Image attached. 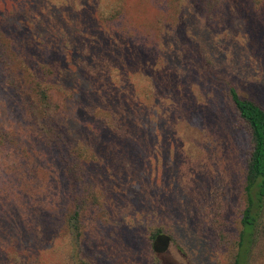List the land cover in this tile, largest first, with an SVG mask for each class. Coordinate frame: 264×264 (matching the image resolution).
Segmentation results:
<instances>
[{
    "label": "trees",
    "instance_id": "16d2710c",
    "mask_svg": "<svg viewBox=\"0 0 264 264\" xmlns=\"http://www.w3.org/2000/svg\"><path fill=\"white\" fill-rule=\"evenodd\" d=\"M69 1L75 3V0ZM104 1L88 0L84 6L94 7L106 32L122 34L119 40L111 35V50L121 49L128 57L126 62L137 60L139 64L142 57L152 56L157 50L160 69L150 76L158 78L159 85L154 84L157 97L162 90L168 93L164 99L167 105L162 108L165 112L159 113L160 116L171 117L169 113L174 111L190 123V119L200 115L204 126L211 108L221 112L227 109L231 127L235 125L244 132L239 227L235 232L221 229L229 258L219 264H252L257 257H264V77L248 68L242 60L245 56H241L245 54L244 43L249 41L246 36H254L259 28L264 29V0H155L164 4L165 13L157 18L156 27L148 26L150 29L140 34L135 23L128 20L131 13L128 0H118L113 6H104ZM117 20L126 26H118L114 23ZM13 22L17 24L14 32L9 30L11 23L7 19L0 23L2 96L21 112L35 137L49 147L61 171L65 192L71 198V209L63 218L61 232L66 235L69 246L55 247L65 257V264H112L91 247L92 232L86 227V215L95 214L94 217L109 226L114 223L113 216H127L123 212L136 211L149 199L150 185H143L140 176L156 146L150 135L155 134L157 123L148 110L154 107L135 99L130 77L121 68L113 67L112 58L107 59L109 55H93L91 48L95 42L83 31L90 28L89 23L77 28L82 36L81 43L77 44L75 39L66 38L64 31L60 32L63 35L60 38H48L39 28V31L27 29L21 19ZM236 24L244 30L249 28L250 32L245 37L232 33ZM172 36L173 39L168 38ZM61 45L64 51L80 45L86 52L84 57L92 54V63L81 61L84 76L93 82L87 93L96 97L86 120L69 118L67 109L73 99L70 88L76 90V86L64 87L62 81L75 83L78 73L63 68L60 60H55L53 51ZM113 69H121L118 82L109 72ZM142 73L147 75L145 69ZM207 127L210 126L207 124ZM14 134L17 136L0 122V151L13 144ZM17 149H22L20 140H15L11 152L22 156L23 149L20 153ZM24 167L25 171L12 165V176L8 172L0 175V207L3 208L0 209V252L7 259L13 253L16 264H31L29 257L16 251L15 244L22 243V239L18 235L21 230L17 231L20 224L13 218L11 206L18 201L24 204L31 180L38 179L29 157ZM176 196L174 206L182 200L179 190ZM31 206L35 208L31 211L35 232L42 236L39 203ZM146 207L149 208V203L144 206L145 210ZM211 214L213 219L219 218L222 226L233 221L225 218L221 207L217 214ZM127 218L117 220L122 221L118 228L122 237L140 227L137 223L136 227L132 225L135 221L129 222ZM167 218V222L151 219L143 228V241L153 264H164L163 254L170 250L171 243L186 258L176 242L173 220L171 216Z\"/></svg>",
    "mask_w": 264,
    "mask_h": 264
},
{
    "label": "rangeland",
    "instance_id": "374dc122",
    "mask_svg": "<svg viewBox=\"0 0 264 264\" xmlns=\"http://www.w3.org/2000/svg\"><path fill=\"white\" fill-rule=\"evenodd\" d=\"M87 1L75 0L74 3L69 0H0V23L7 19L11 23L9 30L14 32L17 24L13 21L21 19L29 30L40 29L48 38L50 36L60 38L63 36L60 32L64 31L65 37L75 39L77 44L82 41V36H79L81 30L77 28L89 23L90 28H83V31L95 42L91 48L93 55H109L107 59L112 58L110 60L113 67L121 68L130 77L135 99L139 103L154 107L148 110L157 123L155 134L150 135L156 146L151 152L150 162L146 164L145 171H142L140 176L143 185H150L149 199L144 204L145 206L149 203V208L146 207L145 210L144 206L139 205L138 209L135 208L137 212L135 210L123 212L127 216L121 214L119 216L116 213L117 216H113L114 223L109 226L101 218L94 217L95 214L86 215L88 221L86 227L92 232L91 247L108 263L153 264L143 241V228L151 219L167 222L169 220L167 217L171 216L172 227L176 229V242L183 248L186 258L180 253L177 245L171 243L170 250L163 254L164 264H219L227 261L229 254L220 232L222 228L235 232L238 230L236 227H239L238 194L243 150L246 144L244 132L235 125L231 127L232 121L227 109H222L221 112L211 108V114L207 119L209 128H205L207 124L203 126V118L201 119L200 115L190 119V123L174 111L169 113L171 117L160 116L159 113L165 112L162 108L167 105L164 99L168 93L162 90L161 95L157 97L154 84L159 85L158 78L156 76L152 79L150 76L160 69L158 65L160 57H156L157 50H154L152 56L142 57V65L137 60L126 62L128 57L124 56L121 49L111 50L113 39L119 40L122 34L118 31H111V34L109 31L106 32V27L99 23L94 7L84 6ZM117 1L105 0L104 6L110 4L113 6ZM128 3L131 4L128 20L135 23L137 34L146 33L150 29L148 26L156 27L157 18L165 13V6L160 1L156 3L155 0H128ZM53 5L57 8H52ZM187 6L190 7L188 4ZM169 21L171 20L167 19V22ZM114 23L120 27L126 26L120 20ZM249 32V28L244 30L236 24L232 33L245 37ZM111 35L114 36L113 39ZM168 38L173 39V36ZM245 39L249 41L242 47L245 53L241 54L242 57L245 56L242 60L248 68L264 77V29L259 28L254 36L249 35ZM229 45L228 47H231V44ZM127 46L131 47L128 43ZM82 52L80 45L72 47L70 51H64L61 45V48L53 51V55L55 60H60L63 68L78 73L75 83L62 81L64 87L76 86V90L70 88L73 99H70L67 109L69 118L76 116L86 120L90 117L87 111H91L90 105L96 97L87 93L89 84L93 82L84 76L81 69V61L92 63V54L90 57H84L83 54L86 52ZM121 69L109 70L116 82ZM142 69L146 70L147 75L142 73ZM1 71L2 69L0 85L4 81ZM161 85L164 87V84ZM3 94L0 87V122L13 133L16 132L17 136L13 135V144L8 149L0 151V175L8 172L12 176V165L25 171L24 164L28 157L30 163L36 167L35 172L38 173V179L31 180L29 189L24 194L27 195L23 199L24 204L21 205V201H18L11 205L14 209L12 216L20 224L17 231L21 230L18 235L22 239V243L15 244L16 251L29 257L31 264H65V257L55 245L69 246L66 235L61 232L63 218L71 209V198L65 192V184L60 178L61 171L55 163L53 153L28 129L21 112L10 104ZM103 135L106 136L107 133ZM15 140L21 141L23 157L17 155L16 151L11 152ZM22 149L17 151L20 153ZM5 176L8 178L6 173ZM176 190L181 192L182 200L174 206ZM17 197L21 198L19 195ZM37 202L40 206L37 212H40L39 219H42L43 224L40 229L42 236L35 232V223L32 222L31 211L35 208L31 205ZM220 207L225 213V218L233 220L225 226H222L219 218L213 219L211 216V213L217 214ZM123 218H127L129 222L135 221L132 225L136 227V223L139 224V229L125 230L128 235L122 237L121 230H118L122 221L117 220ZM36 220L37 218L34 221ZM166 224L170 227L169 223ZM13 255L11 253L7 259L0 252V264H16L12 259ZM252 264H264V257H257Z\"/></svg>",
    "mask_w": 264,
    "mask_h": 264
}]
</instances>
